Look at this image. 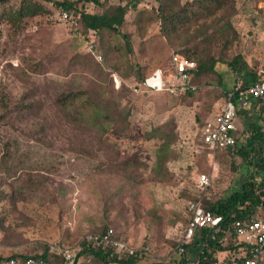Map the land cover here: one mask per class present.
I'll return each instance as SVG.
<instances>
[{
  "label": "rangeland",
  "instance_id": "obj_1",
  "mask_svg": "<svg viewBox=\"0 0 264 264\" xmlns=\"http://www.w3.org/2000/svg\"><path fill=\"white\" fill-rule=\"evenodd\" d=\"M62 1L31 0L43 12L24 18L17 30L0 23V257L39 255L53 243L79 250L86 235L108 228L135 251L144 249L141 264L171 262L185 225V189L193 191L197 176L208 170L197 131L223 104L222 90L247 77L229 70L222 74V85L204 78L208 83L181 98L135 92L136 78H148L171 52L203 40L201 33L214 21L229 24L205 43L214 56L230 61L238 55L250 71L264 73V0H214L203 9L196 8L198 0H180L172 7L167 4L174 0H143L126 12L119 34L99 36L80 35L60 20L56 2ZM100 2L82 7L101 13L125 3ZM19 3L0 1V14ZM189 5L197 16L188 13L167 37L164 15L176 13L181 20L178 11ZM89 44L99 59L88 51ZM101 88L105 98L114 99L115 110L118 103L129 111L122 135L113 127L101 136L75 127L55 101L69 90L92 94ZM72 107L66 111L72 113ZM241 114L243 137L256 115ZM170 121L176 158L166 163L167 172L154 176L163 141L147 139L146 133L165 130ZM222 154H216L217 175L210 182L217 196L238 189L248 174L239 158H234V174L232 159ZM78 259L100 264L92 257Z\"/></svg>",
  "mask_w": 264,
  "mask_h": 264
},
{
  "label": "trees",
  "instance_id": "obj_2",
  "mask_svg": "<svg viewBox=\"0 0 264 264\" xmlns=\"http://www.w3.org/2000/svg\"><path fill=\"white\" fill-rule=\"evenodd\" d=\"M118 1L125 3L124 5L118 4L112 10H106L101 13H87L82 7L85 3L93 4L94 6H102L100 0H64L62 2H56V4L61 11L67 12L75 19L77 24L76 27L80 35L89 32V34L95 33L99 36L103 32L119 34L126 12L128 10H135L143 0ZM179 1L180 0H174L173 4L171 2L167 5L172 7ZM211 1L214 0H198L195 2L196 8L203 9L207 7V4ZM216 5L219 6L220 3L218 2ZM187 8L188 9H181L178 11V15L180 14L179 16L183 17L181 20L175 17L176 13L167 11L169 16L164 15L162 20L168 25V28H166L167 37H169L170 34H175L174 32L177 31L178 25V23H175L187 19L188 13H191L192 16H197L196 12L192 9V5H189ZM42 12L43 7L38 3H32L31 0H20L16 9L4 10V12L0 14V23H7L17 30L24 18L36 16ZM227 27H229L228 23L219 24L214 21L210 29H205L201 33L205 36L203 40L193 44L190 48L178 51L184 57L195 63V70L192 72L190 82L197 86V90L200 84L203 85L208 83L207 81H202L204 78H210V82L214 84L216 82L218 85H222V74L229 70L233 72L234 75L240 76L241 74V76L247 77L245 81H243V86H248L264 79V73L257 75L254 71H250L246 63L241 60L240 56L237 55L230 61H223L219 57L214 56L210 47H206L205 43L207 40L223 33ZM200 36L196 35L195 38ZM122 37L126 38L125 35H122ZM227 41L228 38L225 39V42ZM126 50H130L129 45H127ZM218 70L220 73H218ZM136 76L138 75L136 74ZM235 78L236 77H234V79ZM142 81L143 78L138 76L135 81L137 82L135 86L140 85ZM222 88L224 89V86ZM229 89L222 90L224 99ZM197 90L184 92L182 94H171L167 91L159 92L181 98L187 96L191 97ZM103 93L104 89L102 88L101 91L99 90L97 93L92 94L89 93V91L79 90V92H74L73 90H69L61 93L55 101L62 106L61 109L63 113L65 111L67 120H69L72 125H75V127L85 129V131L89 130V132H95L99 136L105 132L107 127H113V132L116 135H122L128 127L129 111H125V108L121 109L118 103L116 104V111L114 109V99L105 98ZM77 101L83 102L77 104ZM69 106H73L72 108H74L72 113L66 111ZM114 113H119V115H115ZM172 129L173 123L170 121L167 123L165 130L161 131L156 128L146 133L147 139L158 137L163 141L155 155V167L152 170L154 176L159 175L162 170L163 172H167L166 163L176 158L174 152L170 149V143H172L174 139ZM158 133L160 136L157 135ZM239 141L240 140L237 139V143L233 148L217 152V154L224 153L222 154L224 159L225 156L232 159L230 164L234 174L238 171V166L235 165L234 158H239L241 163L246 166L248 174L239 189L227 191L218 196L212 194V190L210 189L211 184L201 193L196 191L193 185V191H191L192 189H185L184 197H186L187 203L196 200L197 197H201L203 209L210 212L213 216L221 217L219 227L214 230L204 229L197 232L193 236L191 243L187 245V251L184 255H175L173 250L172 255L175 256L172 258L173 260L161 264H211V260L214 256H217L218 259L225 260L226 254L229 252L235 255L240 254L241 244L237 245V239L227 235V229L234 220H246L255 216H264V183L256 177L259 175V172L264 170V158L261 156L264 147V127L257 123L251 124L241 144L237 146ZM197 144L201 146L199 139ZM17 150L18 148L16 151ZM189 218L190 213L185 206V224L189 221ZM107 229L108 228H104L100 230V233H104ZM143 250L144 249H142V251H135L131 254H125L118 264H141L142 256L145 254ZM193 254H197L196 258L190 261V257ZM81 256L86 258L92 257L100 264L115 263V259L111 257V251L108 248L86 246L84 242L80 243L79 250L77 251V257L80 258ZM28 257L43 260L47 264H63L62 258L52 253L50 248L47 247L39 255H13L6 258L0 257V259L12 258L17 261H23ZM237 257L238 256L235 258L234 264H244V260L242 258L238 259ZM78 264H81V262Z\"/></svg>",
  "mask_w": 264,
  "mask_h": 264
},
{
  "label": "built area",
  "instance_id": "obj_3",
  "mask_svg": "<svg viewBox=\"0 0 264 264\" xmlns=\"http://www.w3.org/2000/svg\"><path fill=\"white\" fill-rule=\"evenodd\" d=\"M59 19L71 27H76L75 19L65 11H59ZM93 46L88 45V51L97 57L92 51ZM99 59V56L97 57ZM195 70V63L187 59L177 51H173L167 63L155 69L148 78L135 86V92L146 91H167L171 94H182L188 91L197 90V86L190 82L192 72ZM263 73V72H262ZM249 112H255L264 125V79L254 82L248 86L236 83L234 88L226 93L223 104L213 117L202 125L197 136L201 143V149L205 152L208 170L201 173L195 180V189L203 192L210 182L217 175L218 164L216 154L218 151L233 148L239 136L243 134L239 128L241 113L246 117ZM264 158V147L261 153ZM256 176L264 183V170ZM190 213L189 221L182 227L175 247L174 254L181 256L187 251L186 247L191 243L193 236L204 229H217L221 217L213 216L203 209L201 197L190 201L186 205ZM227 235L237 239L236 244H241L240 254H226L225 260L217 256L211 260V264H234L236 256L242 258L244 264H264V216H255L246 220H234L227 229ZM86 246L108 248L111 257L118 264L125 254L134 253L123 239L116 238L113 229H107L104 233L86 235L83 241ZM50 251L63 260V264H78V249L74 247H59L53 243L49 246ZM197 254L190 257V261L196 258ZM228 260V261H227ZM0 264H47L43 260L28 257L23 261L15 259H0Z\"/></svg>",
  "mask_w": 264,
  "mask_h": 264
},
{
  "label": "crops",
  "instance_id": "obj_4",
  "mask_svg": "<svg viewBox=\"0 0 264 264\" xmlns=\"http://www.w3.org/2000/svg\"><path fill=\"white\" fill-rule=\"evenodd\" d=\"M236 83H238V81L235 80V82H234L233 85L235 86ZM242 84H243V83H242ZM234 86H233L232 88H230L227 92L231 91V90L234 88ZM227 92H226V93H227ZM251 115H256V116H255L256 119L253 120V121L249 124V126H250L251 124H253V123H257V124L261 125L262 127H264L263 122L261 121V119H260V117L258 116L257 113H255V112H253V113H252V112H249L248 115L246 116V118H248V117L251 116ZM249 126H248V127H249ZM239 128L242 130L241 123H240ZM247 130H248V128L244 129L245 134H247ZM242 131H243V130H242ZM242 135H243V134H242ZM242 135L238 137L239 140L243 139L244 136L242 137ZM241 137H242V138H241ZM240 186H241V184H240ZM240 186L238 187V189L240 188Z\"/></svg>",
  "mask_w": 264,
  "mask_h": 264
}]
</instances>
